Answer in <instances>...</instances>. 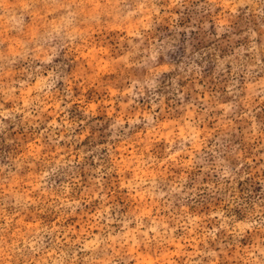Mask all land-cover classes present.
Segmentation results:
<instances>
[{
    "label": "rangeland",
    "instance_id": "374dc122",
    "mask_svg": "<svg viewBox=\"0 0 264 264\" xmlns=\"http://www.w3.org/2000/svg\"><path fill=\"white\" fill-rule=\"evenodd\" d=\"M0 264H264V0H0Z\"/></svg>",
    "mask_w": 264,
    "mask_h": 264
}]
</instances>
